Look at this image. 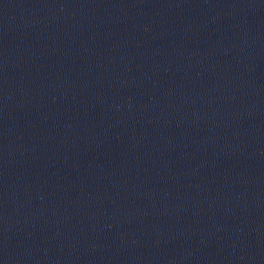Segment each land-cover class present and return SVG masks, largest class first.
Here are the masks:
<instances>
[{
    "label": "water",
    "instance_id": "95a60500",
    "mask_svg": "<svg viewBox=\"0 0 264 264\" xmlns=\"http://www.w3.org/2000/svg\"><path fill=\"white\" fill-rule=\"evenodd\" d=\"M0 264H264V0H0Z\"/></svg>",
    "mask_w": 264,
    "mask_h": 264
}]
</instances>
